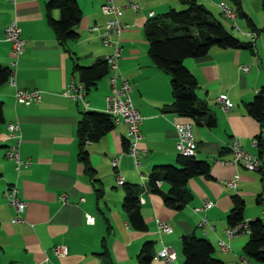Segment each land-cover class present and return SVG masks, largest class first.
<instances>
[{
  "label": "crops",
  "instance_id": "1",
  "mask_svg": "<svg viewBox=\"0 0 264 264\" xmlns=\"http://www.w3.org/2000/svg\"><path fill=\"white\" fill-rule=\"evenodd\" d=\"M47 1L0 0V65L15 72L14 85L8 81L0 86V264H138L137 255L147 241L154 242L152 264H183L181 237L191 234L209 240L214 255L225 264L243 259L248 264H262L244 252L248 233L228 239L224 229L235 196L244 202V219L262 218L264 154L259 169L220 160L231 158L228 145L234 136L244 149L253 152L258 149L252 147V140L261 137L264 148V124L245 107L264 85V0H239L242 13L237 12L227 24L222 21L225 18L218 3L233 4L231 0H196L241 42L250 43L245 47L212 46L201 57L183 60L197 81L196 96L215 115L212 127L172 107L170 74L157 67L149 54L144 31L149 13L155 17L184 5L180 0H136L138 8L134 9L126 6L127 0H113L122 6L120 19L127 24L121 33L119 81L125 78L132 85V103L143 116L139 145L145 154L136 163L127 153L126 124L113 123L103 136L86 145L93 173L78 156L77 122L85 109L105 112L109 74L86 92V107L82 101L65 95L64 88L71 80L79 82L76 63L91 65L110 52L100 33L91 29L94 25L102 27L107 19L101 12L105 0H76L81 11L76 25L78 36L65 42L56 37L48 22ZM51 14L58 18L59 10L53 9ZM13 18L25 40L15 65L11 44L5 37V27ZM243 65L249 69L243 70ZM17 87L40 90V101L17 103ZM218 95L230 99L229 110H222L215 102ZM11 121L20 125L21 157L32 160L31 165L19 170L5 155L6 145L11 143L6 138L7 123ZM184 121L192 122L195 156L207 161L210 171L209 176L196 175L188 180L186 186L192 197L176 209L166 205L160 193L150 191L148 176L156 165L176 164L175 124ZM117 175L123 176V185L116 183ZM235 177L237 186L231 188L227 181ZM8 184L15 185L18 196L26 201L23 222L11 221L15 212L3 195ZM124 184L142 187L139 201L145 230L136 229L127 218ZM160 189L167 192L169 184L161 182ZM60 193H66V202L59 199ZM204 201L212 205L196 210ZM87 215L93 221H87ZM202 218L207 220L205 226L199 225ZM157 219L169 222L171 230L159 231ZM220 239L229 243L226 251L220 249ZM59 244L67 248L62 257L53 252ZM165 246L174 255L168 263L158 256Z\"/></svg>",
  "mask_w": 264,
  "mask_h": 264
},
{
  "label": "trees",
  "instance_id": "2",
  "mask_svg": "<svg viewBox=\"0 0 264 264\" xmlns=\"http://www.w3.org/2000/svg\"><path fill=\"white\" fill-rule=\"evenodd\" d=\"M231 1L235 12L242 13L239 0ZM180 2L184 5L183 8L179 10L171 8L162 15L150 17L145 23L144 31L149 41V54L157 67L170 74L172 107L177 112L212 127L216 124L215 115L209 111L206 102L196 96L197 81L183 60L188 57H201L207 54L212 46L245 47L250 46V43L241 42L203 4L196 0ZM53 9L59 10L58 18L52 17ZM45 11L50 26L61 42L78 36L76 25L80 20L81 11L76 0H48ZM74 70L86 92L109 74L105 58L98 59L91 65L76 63ZM10 74V68L0 65V86L8 82ZM245 107L248 114L261 125L264 124V85ZM2 122L0 106V124ZM112 125L110 115L106 112L86 109L77 122L78 156L91 173L94 169L88 163L86 145L88 142L98 140ZM258 142V153L263 160L264 148L261 137H258ZM209 171L207 161L178 153L176 164L156 165L152 168L148 176V188L152 192L160 193L166 205L180 209L192 197L186 186L188 180L196 175L209 176ZM161 182L169 184L167 192L160 189ZM141 193L142 187L138 184H124L123 206L130 224L136 229L145 230L147 226L140 214ZM233 201V206L226 217L228 226L244 220L243 200L235 196ZM249 229L244 252L249 258L264 264V220L260 217L252 218L249 221ZM181 250L183 264H225L214 255L213 244L204 237L182 235ZM153 257L154 242L147 241L137 255L138 264H152Z\"/></svg>",
  "mask_w": 264,
  "mask_h": 264
},
{
  "label": "built area",
  "instance_id": "3",
  "mask_svg": "<svg viewBox=\"0 0 264 264\" xmlns=\"http://www.w3.org/2000/svg\"><path fill=\"white\" fill-rule=\"evenodd\" d=\"M14 1V0H11ZM126 6L132 7L134 9L138 8V3L136 0H127ZM218 7L223 17L227 20L233 21L236 12L232 4L225 1H220ZM101 12L103 15L107 16V19L102 27L94 25L91 27L92 30L100 33L101 41L103 45L110 47V52L106 55L105 59L109 66V82H110V92L105 97V112L110 115L113 123L123 122L126 124V138L128 140L127 153L134 159L136 163H139L140 156L145 154V149H142L139 145L141 139L140 124L142 122L143 116L136 109L132 103L131 91L132 85L128 79H121L119 81V71H118V61L121 57V33L122 30L127 26L120 16L122 14V6L116 5L113 0H105L101 5ZM149 16H153V12L149 13ZM233 27L237 28L236 24L233 23ZM5 37L11 44V54L14 57L12 65L16 64L17 57L23 52L25 46V40L21 36V28L16 20L13 18L5 27ZM243 70H248L247 65L242 66ZM14 70L11 69V74L9 78V83L14 85ZM64 94L75 99L80 100L84 103L85 107L87 102H85L86 90L81 82H76L71 80L68 82L64 88ZM15 101L19 104H31L40 101L41 91L38 89H23L16 88L14 92ZM215 102L219 107L227 111L231 107L230 99L225 95H218L215 98ZM177 131V142L176 149L179 154L184 156H195L197 151V143L193 133L192 122L184 121L175 124ZM6 138L11 141V143L6 145L5 155L7 158L14 162L15 169L19 170L21 167H27L32 164L30 158H22L19 151L20 144V125L17 121H11L7 123V135ZM231 158L221 159L222 163H232V164H242L248 169H259L263 166L262 157L259 153L244 149L241 145V141L238 137H232L228 145ZM252 147L258 149L259 142L258 139L254 138L252 140ZM113 165H117V160H113ZM116 183L118 185L123 184V176L117 175ZM227 185L231 188L237 186V180L231 178L227 181ZM4 197L7 199L8 203L14 209V216L12 217V222H23V212L26 207V201L18 196V189L13 184H8L4 191ZM59 199L62 202H66V193H60ZM212 205L211 201H204V203L197 207L196 210H202ZM264 219V209H263ZM87 221H93V217L87 215ZM251 219H244L235 225L227 226L224 229V233L228 239L236 237L243 233H249V221ZM157 228L162 232H169L171 230V224L169 222L163 221L161 219L156 220ZM207 224L206 218H202L199 222L200 226H205ZM219 247L221 250L226 251L230 245L225 240H218ZM53 252L57 257H62L66 255L67 248L64 244L55 245L53 247ZM163 261L171 262L174 260V255L169 246L163 247L158 252ZM236 264H248L247 260L243 259L236 262Z\"/></svg>",
  "mask_w": 264,
  "mask_h": 264
},
{
  "label": "rangeland",
  "instance_id": "4",
  "mask_svg": "<svg viewBox=\"0 0 264 264\" xmlns=\"http://www.w3.org/2000/svg\"><path fill=\"white\" fill-rule=\"evenodd\" d=\"M179 10V9H178ZM217 11V10H216ZM222 21H224L226 24L228 23V22H232L231 20H225V19H222Z\"/></svg>",
  "mask_w": 264,
  "mask_h": 264
}]
</instances>
